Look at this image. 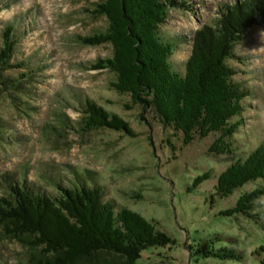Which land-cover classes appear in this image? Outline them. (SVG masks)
I'll return each mask as SVG.
<instances>
[{
	"label": "trees",
	"instance_id": "trees-1",
	"mask_svg": "<svg viewBox=\"0 0 264 264\" xmlns=\"http://www.w3.org/2000/svg\"><path fill=\"white\" fill-rule=\"evenodd\" d=\"M95 6L94 15L107 18V30L80 37L81 43H109L113 55L94 68L115 72L113 86L131 96L133 105L141 110L140 117L147 120L145 115L152 113L164 129L174 130L173 136L180 133L185 145L196 138L216 136L209 152L233 158L218 177L216 195L228 198L261 182L244 191L234 206L220 211V216H243L264 226V211L260 209L264 200V142L245 156L235 152L234 138L244 123L243 102L251 90L236 81L238 70L230 64L244 61L236 52L237 45L252 28L264 25V0L221 4L216 21L192 32L190 55L181 67L173 61L181 40L167 36L163 27L171 11H194L191 0H100ZM17 43L16 25L9 23L0 36V98L7 97L15 108L26 106L39 112L28 100L36 93L31 85L39 82L41 70L18 57ZM73 96L75 100L58 101L63 110L56 112L52 131L62 134L71 129L87 134L112 129L134 136L121 116L78 92ZM67 108L81 114L76 122L66 115ZM4 127L0 118V131ZM167 142L174 148L171 138ZM48 168L26 165L21 171L0 175V235L27 250V258L16 257V264H139L144 252L170 250L176 245L174 238L140 213L107 200L104 189L95 184L89 172L70 167L72 176L66 177L64 169ZM210 175L199 176L188 191ZM219 240L200 242L197 255L234 263L245 259L234 248L216 247ZM261 250L260 264H264V246ZM5 256L0 251V264H10Z\"/></svg>",
	"mask_w": 264,
	"mask_h": 264
},
{
	"label": "rangeland",
	"instance_id": "rangeland-1",
	"mask_svg": "<svg viewBox=\"0 0 264 264\" xmlns=\"http://www.w3.org/2000/svg\"><path fill=\"white\" fill-rule=\"evenodd\" d=\"M191 1L194 11H171L163 27L167 36L181 40L173 56L179 67L190 55L192 32L216 21L221 4L235 0ZM98 2L0 0V36L6 25L15 24L18 57L41 70L39 82L31 85L36 93L28 100L39 112L26 106L15 108L7 97L0 98V118L6 125L0 131V175L21 171L26 165L64 169L66 177L72 176L70 167L89 172L95 184L104 189L107 200L140 213L176 240L170 250L144 252L139 264H260L264 226L243 216L223 217L219 213L261 182L237 190L231 197H218V177L233 158L209 152L216 136L196 138L185 145L180 133L173 136L174 130L164 129L152 113L145 115L147 120L140 117L141 110L133 105L131 96L113 86L115 72L94 68L113 55L109 43L89 46L80 40L107 30V18L94 15ZM236 52L244 61H230L238 70L235 79L251 90L243 102L244 123L234 138L235 152L245 156L264 142V25L252 28ZM75 92L121 116L134 136L112 129L87 134L71 129L62 134L52 131L56 112L63 110L58 101L75 100ZM65 112L75 122L81 116L72 108ZM8 138L11 141H5ZM207 172H211L210 178L188 191ZM30 177L34 179L32 173ZM260 209L264 211V200ZM217 237L216 247L234 248L245 259L234 263L197 255L200 242ZM0 251L9 257L10 264H16V257L27 258V250L19 242L1 235Z\"/></svg>",
	"mask_w": 264,
	"mask_h": 264
}]
</instances>
